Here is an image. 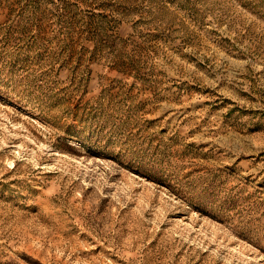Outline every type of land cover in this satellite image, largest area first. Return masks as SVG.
<instances>
[{"label":"rangeland","instance_id":"374dc122","mask_svg":"<svg viewBox=\"0 0 264 264\" xmlns=\"http://www.w3.org/2000/svg\"><path fill=\"white\" fill-rule=\"evenodd\" d=\"M0 264H264V0H0Z\"/></svg>","mask_w":264,"mask_h":264}]
</instances>
